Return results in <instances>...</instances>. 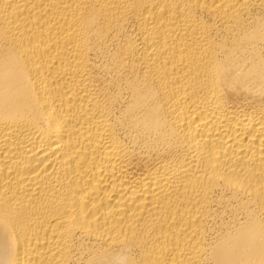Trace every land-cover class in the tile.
Listing matches in <instances>:
<instances>
[{
  "label": "bare ground",
  "instance_id": "1",
  "mask_svg": "<svg viewBox=\"0 0 264 264\" xmlns=\"http://www.w3.org/2000/svg\"><path fill=\"white\" fill-rule=\"evenodd\" d=\"M0 264H264V0H0Z\"/></svg>",
  "mask_w": 264,
  "mask_h": 264
}]
</instances>
